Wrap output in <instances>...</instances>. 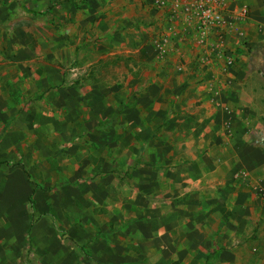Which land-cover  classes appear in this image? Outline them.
I'll list each match as a JSON object with an SVG mask.
<instances>
[{"label":"crops","instance_id":"obj_1","mask_svg":"<svg viewBox=\"0 0 264 264\" xmlns=\"http://www.w3.org/2000/svg\"><path fill=\"white\" fill-rule=\"evenodd\" d=\"M150 1L0 0V32L17 25L21 5L55 7L49 18L62 8V46L50 40L40 53L62 55V65L9 66L44 73L23 91L43 103L51 83L62 80L63 120L84 105L94 111L89 129L62 127L58 184L91 181L99 216H112L115 230L138 247L107 245L103 259L264 264V58L257 55L264 0L230 3L250 7L251 14L242 25L247 46L229 68L214 58L200 64L194 20L175 7L178 15L169 20L171 10L155 12ZM162 31L172 37L165 59L151 42ZM60 69V78L49 74ZM67 136L75 138L68 149ZM84 136L98 147L91 150L95 163L69 156L86 152ZM118 184L123 197L115 203Z\"/></svg>","mask_w":264,"mask_h":264},{"label":"rangeland","instance_id":"obj_2","mask_svg":"<svg viewBox=\"0 0 264 264\" xmlns=\"http://www.w3.org/2000/svg\"><path fill=\"white\" fill-rule=\"evenodd\" d=\"M21 7L17 25L9 24L0 32V64L4 65L0 72V264H180L179 259H103L107 245L124 244L134 252L138 247L131 235L115 230L112 216H99L96 200H91V181L76 186L58 184L62 181V127L89 129L94 111L91 105H84L82 112L69 111L63 120L62 80L51 83L46 92L52 93L51 98L43 103L42 98L34 99L23 91L36 86L44 73L9 69L21 63L62 65V55L47 59L40 54L50 40L51 46H62V8L49 18L55 7L42 11ZM243 7L248 20L250 7ZM257 55L264 58V43ZM70 63L75 66L77 61ZM56 73L60 78L62 70L49 74ZM106 124L101 121L99 126ZM65 138L68 149L75 138ZM90 139L83 137L86 152L69 156L80 161L87 156L93 163L96 158L91 150L98 147ZM122 186H115V203L123 197ZM29 187H35L33 204L28 201ZM120 224L126 226L122 220ZM4 245L15 247V253L7 255Z\"/></svg>","mask_w":264,"mask_h":264},{"label":"built area","instance_id":"obj_3","mask_svg":"<svg viewBox=\"0 0 264 264\" xmlns=\"http://www.w3.org/2000/svg\"><path fill=\"white\" fill-rule=\"evenodd\" d=\"M235 0H151L152 10H171L169 20L177 17L174 7L194 20L197 42L203 48L204 56L200 64H206L211 58L225 61L226 67H232L239 56V49L247 46L243 23L247 20V8H230ZM157 56L165 59L169 55L172 37L166 31L158 33L152 39Z\"/></svg>","mask_w":264,"mask_h":264},{"label":"trees","instance_id":"obj_4","mask_svg":"<svg viewBox=\"0 0 264 264\" xmlns=\"http://www.w3.org/2000/svg\"><path fill=\"white\" fill-rule=\"evenodd\" d=\"M33 194H34V191H32V192L29 194V196H28V201H29L30 204H33ZM31 225H32V223H31Z\"/></svg>","mask_w":264,"mask_h":264}]
</instances>
